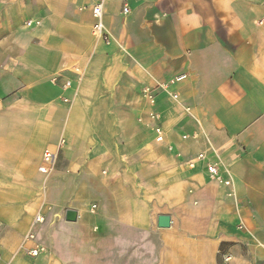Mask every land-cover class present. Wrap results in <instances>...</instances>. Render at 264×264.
<instances>
[{
    "label": "crops",
    "instance_id": "1",
    "mask_svg": "<svg viewBox=\"0 0 264 264\" xmlns=\"http://www.w3.org/2000/svg\"><path fill=\"white\" fill-rule=\"evenodd\" d=\"M96 3L0 0V264H264V0Z\"/></svg>",
    "mask_w": 264,
    "mask_h": 264
},
{
    "label": "built area",
    "instance_id": "2",
    "mask_svg": "<svg viewBox=\"0 0 264 264\" xmlns=\"http://www.w3.org/2000/svg\"><path fill=\"white\" fill-rule=\"evenodd\" d=\"M103 2H104V0H97V3L94 6V14L97 18V21L94 24V30L99 36L103 37L104 39H108V33L105 31V27H104V24L102 21ZM125 11H128L127 7H125ZM157 131L159 133L157 136V140L162 141L163 137L160 133V129L158 128ZM199 157L204 158L205 155L203 153H200ZM55 160H56V153L51 151V150H46L44 153V161L39 167L40 171H42L46 174H51V172L53 171V168H54ZM208 170L212 176L218 177V178H220V180H223L218 162H216V161L210 162L208 164ZM224 181L226 183H229L228 179L224 180ZM41 219L42 218L37 217V220H41ZM37 252H38L37 249L31 250V253L33 255H36Z\"/></svg>",
    "mask_w": 264,
    "mask_h": 264
},
{
    "label": "water",
    "instance_id": "3",
    "mask_svg": "<svg viewBox=\"0 0 264 264\" xmlns=\"http://www.w3.org/2000/svg\"><path fill=\"white\" fill-rule=\"evenodd\" d=\"M77 218V212L73 209H68L66 212V219L74 221ZM158 225L160 227H167L170 225V216L167 214H162L158 217Z\"/></svg>",
    "mask_w": 264,
    "mask_h": 264
},
{
    "label": "rangeland",
    "instance_id": "4",
    "mask_svg": "<svg viewBox=\"0 0 264 264\" xmlns=\"http://www.w3.org/2000/svg\"><path fill=\"white\" fill-rule=\"evenodd\" d=\"M11 1H13V0H11ZM16 1H17V0H16ZM86 261H87V262H90V264H94V263H95V258H94V257H90V258L87 257V258H86Z\"/></svg>",
    "mask_w": 264,
    "mask_h": 264
}]
</instances>
